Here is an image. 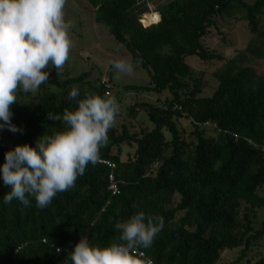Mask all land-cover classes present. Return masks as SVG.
<instances>
[{
	"label": "trees",
	"instance_id": "16d2710c",
	"mask_svg": "<svg viewBox=\"0 0 264 264\" xmlns=\"http://www.w3.org/2000/svg\"><path fill=\"white\" fill-rule=\"evenodd\" d=\"M47 1L0 0V133L27 151L0 146V264H217L236 248L239 255L225 264H264V255L250 256L264 237V222L257 228L251 218L264 205V76L244 65L249 55L264 57V0H154L160 21L149 26L142 23L148 0H88L95 20L150 75L149 84H123L120 93H171L165 106L130 105V116L145 106L154 123L141 135L114 125L121 100L110 80V87L100 80L86 88L90 71L57 78L51 52L23 63L7 57L33 37L58 46L46 31L69 26L41 15ZM24 4L31 14L13 18L10 8ZM236 13L254 35L214 72L213 94L201 96L204 72L186 59L222 60L203 38L218 27L217 16ZM26 75L35 91L25 89ZM183 117L194 127L189 137L177 122ZM123 142L137 144L126 160ZM97 145L114 168L83 154L61 159L71 146ZM120 245L137 246L145 257L130 249L106 253Z\"/></svg>",
	"mask_w": 264,
	"mask_h": 264
},
{
	"label": "rangeland",
	"instance_id": "374dc122",
	"mask_svg": "<svg viewBox=\"0 0 264 264\" xmlns=\"http://www.w3.org/2000/svg\"><path fill=\"white\" fill-rule=\"evenodd\" d=\"M165 2L167 0H158ZM252 1V0H247ZM150 4L156 6L154 0ZM31 6L24 4L21 6H12L9 10L13 18L20 15H30ZM42 16L50 20H61L69 27L58 30H47L57 42L56 48L49 47L38 37L28 39L25 46L19 50L8 54L7 57L13 61L23 63L32 53L40 58L47 53L55 54V59L59 61L57 78H64L69 75H79L85 71H90L84 87L97 84L102 79L110 80L114 86L113 93L121 100L120 112L114 120V125L122 131L123 125H126L131 132L141 135L154 127V123L149 119L148 110L145 106L138 108L135 117L129 115V107L135 102H148L161 106L167 104L171 98V93L166 90L162 93L155 91L146 92H122L120 87L123 84H149L150 75L144 67L134 63L130 54L110 34L108 28L95 20V9L88 0H48L44 6ZM157 19V15H149ZM217 25L212 26L204 36V44L211 50H214L223 56L222 60L213 59L203 61L198 56H188L187 62L197 71H203L202 80L204 86L201 96H210L218 86V80L214 75L226 60L236 56L239 52L245 51L248 43L254 35L248 25V21L241 13H236L233 17H216ZM261 31H264V17H262ZM220 30V31H219ZM4 31L0 27V34ZM54 59V58H53ZM54 59V60H55ZM244 65L252 66L260 75L264 76V57H253L249 55V60ZM52 64L48 72L51 71ZM42 75V74H41ZM23 81L26 90H36V85L28 75ZM179 128L187 137L193 130L190 119L180 118L177 120ZM208 135H215V129L212 124L205 125ZM166 137L171 138L169 131L165 130ZM121 158L126 160L135 154L137 144L123 142L121 144ZM258 193L264 196V185L258 189ZM179 200V195L175 197V203ZM247 203H243L240 216L244 215ZM253 224L257 228L263 227L264 205L254 207L251 215ZM240 248L228 249L223 252L221 259L217 264H225L235 259L239 255ZM264 255V237L254 245L250 256L254 260Z\"/></svg>",
	"mask_w": 264,
	"mask_h": 264
},
{
	"label": "built area",
	"instance_id": "2783aa9c",
	"mask_svg": "<svg viewBox=\"0 0 264 264\" xmlns=\"http://www.w3.org/2000/svg\"><path fill=\"white\" fill-rule=\"evenodd\" d=\"M151 0H148V5H149V11L144 13V17L142 19V23L144 26H149L155 23H158L160 21V13L157 11V7L154 6L153 4H150ZM155 13H159V19L154 21H150L148 15H153ZM102 83H104L107 87H110V84L108 83L107 79H102ZM110 94V92H108ZM207 124H210L209 122H207ZM102 139L101 135L97 136V140L100 141ZM0 146H4V147H8L10 148L12 151L16 152L17 154H23L26 151L25 148L19 147L15 144L6 142L5 140H3L1 133H0ZM29 154L31 155H35V152L30 150L28 151ZM100 153V146H94V147H88V146H81V147H76V146H71L67 149V151L62 155L61 159L64 160L65 162H70L72 159H74L76 156L78 155H86L89 156L93 159L98 160L99 162L105 163L107 164L110 168H114L115 167V162L112 161L111 159L108 158H104V157H100L99 156ZM110 179H111V183H110V189L113 190V192H117V184L116 181L114 179V173L111 172L110 173ZM125 249H130L134 254H138L139 256L145 257V253L143 251H141L137 246L132 247V248H125L124 246H118L117 248L111 250V249H106V253L108 254H112L118 250H125ZM93 254H88V257H92ZM84 262V259H79L78 263L82 264ZM148 264H155L153 262L152 259H148Z\"/></svg>",
	"mask_w": 264,
	"mask_h": 264
},
{
	"label": "bare ground",
	"instance_id": "6f19581e",
	"mask_svg": "<svg viewBox=\"0 0 264 264\" xmlns=\"http://www.w3.org/2000/svg\"><path fill=\"white\" fill-rule=\"evenodd\" d=\"M156 15H157V19L155 18V19H153L154 21H156V20H158L159 19V16H158V14L157 13H155ZM148 17H149V15H148ZM149 20L150 21H152V19L149 17Z\"/></svg>",
	"mask_w": 264,
	"mask_h": 264
}]
</instances>
